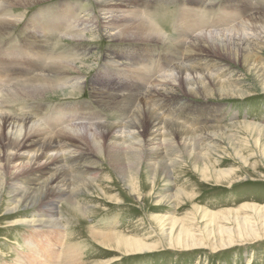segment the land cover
Returning <instances> with one entry per match:
<instances>
[{
  "label": "bare ground",
  "instance_id": "obj_1",
  "mask_svg": "<svg viewBox=\"0 0 264 264\" xmlns=\"http://www.w3.org/2000/svg\"><path fill=\"white\" fill-rule=\"evenodd\" d=\"M147 1L150 0H0V42L14 35V28L25 19L29 8L42 5L24 20L16 44L2 48L0 43V185H6L4 173L9 171L21 177V185L11 192L20 197L17 204L37 209L31 220L21 222L34 229L33 236L23 238L24 247L31 251L32 264H47L52 246H65L69 224L58 216L57 206L66 203L75 216L80 215L83 208L76 197L88 185L98 183L104 165L115 173L133 177L131 174L137 175L144 159L153 176L160 172L169 182L170 167L179 161L158 162L162 144L177 136L180 142L192 143L194 150L204 141L196 138L194 114L205 111L218 112L208 115L214 116L210 130L219 135L223 127L219 126L218 115L222 109L187 102L221 101L229 90L228 85L206 73L203 67L210 68L215 59H209L214 55L209 56L205 50L214 53L231 43H244L242 60L247 65L257 58L252 51L264 47V0H226L220 6L210 0H153L149 10ZM176 2L179 14L175 18V35L166 37L150 15ZM15 8L22 10L16 13ZM208 13L215 18H206ZM100 37L111 43L103 65L98 64L92 47L101 41ZM253 41L254 50L250 45ZM119 42H125V47H117ZM159 46L161 55L155 57ZM216 56L218 60L222 58ZM215 65L222 66L218 62ZM91 71L94 73L88 87L93 101H77L84 88L82 78ZM11 83L15 84L9 87ZM207 87L216 88L221 99L204 91ZM47 98H70L74 102L48 109L31 103ZM21 103L27 105L20 106ZM96 109L101 112H94ZM223 114L222 120L227 113ZM199 130L202 134L204 129ZM152 160L154 163L149 164ZM243 208L259 215L264 231V206ZM236 222L258 237L255 224L245 218ZM40 228H46L45 232L36 235ZM231 230L222 226L217 231L229 233V245L235 243ZM88 231L94 242L123 250L125 256L149 249L139 240L122 242L109 232L94 228ZM175 242L184 249L204 247L196 246L195 236L183 229ZM76 249L69 241L63 264H86ZM21 260L18 255L15 264Z\"/></svg>",
  "mask_w": 264,
  "mask_h": 264
},
{
  "label": "rangeland",
  "instance_id": "obj_2",
  "mask_svg": "<svg viewBox=\"0 0 264 264\" xmlns=\"http://www.w3.org/2000/svg\"><path fill=\"white\" fill-rule=\"evenodd\" d=\"M210 1L220 6L226 0ZM152 3L153 0H150L148 10ZM177 4L176 2L162 8L158 14L150 15L166 33V37L175 35V18L179 14ZM41 6H34L28 9L29 12L26 11L25 19L13 30L14 35L0 42L2 48L10 43L16 44L24 20L34 15ZM21 10L13 9L16 13ZM206 15L210 20L215 18L209 13ZM215 16H218L217 11ZM261 39L264 41V38ZM100 40L92 44V47H95L93 53L99 60L98 64L103 65L111 43L105 37H100ZM254 43L250 44L253 50ZM125 44L119 42L116 46L124 48ZM243 46L244 43L234 42L214 53L205 50L209 56L214 55L209 59H215L210 63V68L203 67L206 73L213 74L219 83L228 85L229 90L225 92V96L219 95L216 88L207 87L204 91L215 99L223 97L221 101H187L196 107H220L222 114L218 115L221 118L218 119L221 123L219 126L224 130L219 135L216 130H210L214 125V116H209L208 113L218 112L205 111L201 115L195 113L192 124L196 138H202L203 142L195 145L194 150H191L192 143L180 142L177 136L170 137L173 140L168 144H162L158 151L160 157L156 155V160L160 163L171 160V164L179 161L170 167L169 182L160 172L156 171L153 176L151 166L144 159L137 175L131 174L133 177L115 173L104 165L98 183L88 185L87 190L78 191L76 201L83 208L80 215L75 216L71 206L66 203L58 204V216L69 224L66 228V244L58 246L59 248L57 245L52 246V251L47 255V264H63V254L69 241L83 255V262L86 264H264V231L260 225L262 219L250 209H241L243 205L258 208L264 206V47H257L252 51V54H258H254L257 58L254 63L248 61L246 65L242 60ZM160 52L161 46L155 49L154 56L160 57ZM164 53L165 51L163 55ZM215 54L222 58L218 60ZM216 62L222 66L219 68L215 65ZM94 71L82 78L84 88L77 101H93L90 99L88 85ZM14 84L11 83L9 87ZM62 102L70 103L74 99L47 98L43 101H31L32 104L46 105L47 109ZM19 105L10 110H15ZM25 105L27 103H21L20 106ZM223 113L227 115L222 120ZM199 128L204 129L202 134H199ZM167 145L171 149H166ZM185 146L189 148L185 150ZM153 163L154 160L149 162ZM4 175L6 185L2 188L0 185V264H15L18 255L22 259L19 264H32L31 251L24 247L23 238L33 236L34 229L21 222L31 220L32 213L37 209L24 208L25 204L22 202L17 204L20 197L14 196L11 191L13 187L17 189L21 185V177L13 176L10 171ZM171 182L172 185H167ZM14 208L16 210L13 213H8ZM235 217L245 218L249 224H255L257 228H253L257 230L258 237H253L255 233L247 230L242 223L238 225ZM222 226L232 228L231 240L235 241L234 244H228V232L218 234L217 231ZM89 228L114 234L122 242L139 240L141 244L148 245L149 249L125 256L123 250L108 249L90 239ZM181 229L195 236L196 246L204 247L184 249L176 245V235ZM45 230L46 228L38 229L39 233L36 235ZM112 260L118 261L110 263Z\"/></svg>",
  "mask_w": 264,
  "mask_h": 264
}]
</instances>
